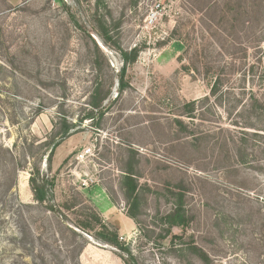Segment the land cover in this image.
I'll return each mask as SVG.
<instances>
[{"label":"rangeland","instance_id":"obj_1","mask_svg":"<svg viewBox=\"0 0 264 264\" xmlns=\"http://www.w3.org/2000/svg\"><path fill=\"white\" fill-rule=\"evenodd\" d=\"M97 14L124 50H140L120 96L105 65L99 71L103 62L87 37L102 46L93 27L95 0H0V100L3 92L8 98L0 102V264H56L57 257L69 264H202L189 253L191 243L212 264H264L261 140L228 129L222 110L223 120L206 112L207 103L193 125L182 118L195 139L173 121L185 103L209 95L219 70L225 87L235 94L245 87L264 104V0H102ZM101 52L115 75L114 47ZM100 78L111 85V98L102 102L107 109L99 125L85 121L63 138L50 171L47 157L40 162L54 182L56 212H47L33 202L29 161L26 169L18 166L25 164L24 141H49L61 117L77 122L90 110ZM241 138L249 147L238 144ZM238 148L249 163L237 160ZM129 167L139 187L135 219L121 188ZM178 189L189 225L170 229L164 217L174 210L171 193ZM89 210L117 232L129 257L78 231L86 244L73 258L83 241L65 225L84 220ZM22 224L32 241L18 238Z\"/></svg>","mask_w":264,"mask_h":264},{"label":"trees","instance_id":"obj_2","mask_svg":"<svg viewBox=\"0 0 264 264\" xmlns=\"http://www.w3.org/2000/svg\"><path fill=\"white\" fill-rule=\"evenodd\" d=\"M101 3L102 0H95V16H93V27L94 31L97 33V36L102 42V46H99L97 40L94 39L92 36L90 37V34H87V37L93 44L98 58L101 59L103 62H99L98 64L99 71L102 70L101 64L105 65V68L111 75V78H115L116 80L117 94L118 96H120L129 87V82L126 79V72L128 67L133 65L137 61L140 50L137 46L130 49L129 51L124 50L117 43V41L113 39L109 26L103 20V17L97 14L99 5ZM63 5L65 6V4ZM3 40L4 35L3 32L0 30L1 48L2 45L4 47L5 42ZM103 46L114 47L115 54L119 58L120 68L115 75L113 74V70L109 67L107 58L104 56L103 52H101ZM221 72L222 70H219V73L215 74V76L213 77V80L209 86L208 96H205L201 100L191 101L183 105L182 114L179 115V118L173 120L178 132L183 134L185 138L195 139V135L192 128L188 124H185L182 118H185L186 120H188L189 123H191V125H193V122L195 120H201V117L203 115L201 112L202 107H199V105L207 103L209 105L206 108V112L212 115H219L220 119L223 120L221 114L219 112L217 113L218 110H222V113H224L226 120H228V129H239L241 133L242 131L246 130L252 131V140H261L258 144L261 145L262 152L264 153V104L260 103L256 98L255 94L245 87L239 88L238 94L234 93L233 88L225 87ZM209 73V68H206V74ZM101 79L102 78L95 82L94 91L90 95V100L88 104L91 107L90 110L85 112L84 115L77 122L72 123L69 122L65 117H61L60 127L58 130H55V125H53L52 131L49 135V141H46L37 146H34L33 142H30L28 144L26 140L24 141L26 154L23 156V159L25 164H18V166L22 170L26 169V159L27 161H29L28 163L30 164V167L28 186L32 193L33 202L36 204L37 207L43 208L47 212H56L55 206L51 203L52 198L50 194V190H52L54 182L52 179L49 180V178H47V176L41 172L40 162H43V159L47 157L46 164L48 170L50 171L54 150L57 148L63 138L70 136L71 131L74 130L76 127L82 126L85 121L90 120L91 122H93L95 119H97L98 123H96L95 125H99V121L101 120L107 109L102 107V102L111 98V85L105 86V81ZM259 80H263L262 75H260ZM3 95V100H0V102H6L8 99L6 96L7 94L5 92H3ZM40 113L41 108L39 106L35 114L37 116ZM218 130L220 132L223 131L220 127L218 128ZM244 136H247L246 133L244 134ZM232 141L235 144L234 140ZM238 144L243 145L244 147H249L248 142L244 138L239 139ZM34 150H37V152H34ZM236 151V158L240 163H249V161H246V159L251 156L245 153L244 155L239 154L241 152L239 148ZM121 188L124 193V197L128 201L130 207L128 210V217L130 219H135L138 208L139 187L138 180L132 167L126 168L124 170V174L122 175ZM177 191L178 192L171 193L172 196L175 198V208L171 213L167 214L164 217V222L170 229H184L187 228L189 225V217L186 215L185 212L183 194L180 192L179 189ZM20 208H22V205H18L17 209ZM64 208L69 209L70 207L65 205ZM65 228L71 234V236L82 239L83 241L79 247L75 248V250L73 249V252L71 253L73 255V258L78 257L82 253L86 244V242L82 238V234L78 233V231L85 234L91 233V236L94 237L97 241L103 243L104 245H108L114 248L116 251L124 252L129 257V251L126 247H124L123 243L119 242L117 232L109 229V227L103 223L100 215L93 210H89L88 216L84 220L77 221L72 226L65 225ZM174 237L177 238L179 236ZM18 238H20L21 242H28L30 240L32 241V233L30 234L29 228L26 225L22 224L19 227ZM188 251L189 253L197 257L202 262V264H212L210 256L205 251L198 248L194 243L188 245ZM55 260L56 264H69V260H66V258L61 259L57 257V259Z\"/></svg>","mask_w":264,"mask_h":264},{"label":"built area","instance_id":"obj_3","mask_svg":"<svg viewBox=\"0 0 264 264\" xmlns=\"http://www.w3.org/2000/svg\"><path fill=\"white\" fill-rule=\"evenodd\" d=\"M153 18H155V16L154 15H151L148 19V21H152L153 20ZM91 153V151L89 150V149H87L86 151H84V152H82L80 155H79V157L80 158H82V157H85V156H87V155H89ZM84 181H85V179H84ZM84 183V182H83ZM84 186H86V183L85 184H83Z\"/></svg>","mask_w":264,"mask_h":264},{"label":"water","instance_id":"obj_4","mask_svg":"<svg viewBox=\"0 0 264 264\" xmlns=\"http://www.w3.org/2000/svg\"><path fill=\"white\" fill-rule=\"evenodd\" d=\"M45 161H46V159H45Z\"/></svg>","mask_w":264,"mask_h":264}]
</instances>
